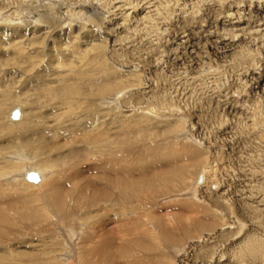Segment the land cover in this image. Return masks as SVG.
<instances>
[{
  "label": "rangeland",
  "instance_id": "rangeland-1",
  "mask_svg": "<svg viewBox=\"0 0 264 264\" xmlns=\"http://www.w3.org/2000/svg\"><path fill=\"white\" fill-rule=\"evenodd\" d=\"M23 1L25 0H0V30H18L22 27V25L26 26V24H28V27H31L33 30L37 31H34L37 34L32 35L36 37L40 34L39 29L47 27V23L52 19L48 18L47 15H43V17L38 16L37 18L30 15L32 19H28L30 17H28V14H21L25 6V2ZM61 1L65 3L66 7L68 8L72 7V5L75 6L74 4L80 5L79 3H81V5H85L84 9L83 7L81 8V10L77 9V11H79V17L74 16L72 17L73 20L63 22L61 26L66 29L71 27L72 24V27L78 30V26L80 25V32L79 30L78 32L75 31L73 33L74 37L69 40V42L71 43L74 40L73 38H81V50L82 52H84L83 55L86 56V58L82 59L83 61H81V59L79 60L75 58L77 60V67H80L79 69H81V71L83 72H89V69L90 72L93 71V83L94 81L97 82L98 80L102 81L103 79L108 77L106 75L111 71L112 72L109 74L111 75L112 80H115L119 76L121 77L117 78V81L118 83L120 82V85L116 89L113 88L114 90L109 93V95L111 94V96H109L108 94L106 95L107 97L105 95L102 96L101 98L104 99L99 102L100 104L97 103L99 95L93 92L91 93L95 95H91L90 98V104L92 105L91 107H88L91 111V114L89 115L93 116V110L97 112L98 109L104 108L108 110L110 109L108 111L109 115L110 112L114 113L116 111V114L120 118L124 116L126 117L127 115V117L129 118L130 116V119H132L129 122H134L135 124H140L141 120L147 119L149 121L152 120L150 121V124L155 123V129L154 125H149L150 130H145V132L147 131L145 137L143 134L140 136H129L131 140H133V142H136H134V145H137H131L133 143L128 141L130 143L129 146L131 148L134 147L133 149L129 148V150H126H131V153L133 154H131L130 159L128 158V160H130L129 164H132V162L134 161L135 165H141L144 159H150L152 157L151 152L145 147V144L147 142L150 143L152 136H155L154 138H157V141L162 140L161 136L159 135L157 126H163L161 124L164 123L158 121H165L167 118L161 119V117L159 116L165 114L167 116H170L172 114V118H178L175 117L173 113L179 112L184 117L187 116V118H189L186 119V121H182L180 119L182 122H185L183 123V127L185 129H183L184 133L186 129L189 130V135L187 134L189 136H187L188 138H179L180 145L182 147L187 146L188 148H190V146L191 148L194 147L193 149H197L201 152V156L203 158H201L202 164H200L202 166L196 167L195 170L192 169L188 173L190 176H186L187 180L191 178L193 179L189 181L190 184L187 181L188 183L186 182V184L184 185L185 192L187 193V190L189 191L191 189V183L194 182L195 178H197V176L199 175L198 173L203 169L204 166L208 168V170H210L209 168H211V170L214 169V166L216 168L214 170L215 173L218 174L219 180L217 182V185L220 186V189L213 191L211 188L212 185H210V188L208 190L203 187V190L201 189V195L199 193L197 195V198L201 202V207H203V211L206 214V217L202 216L201 218L215 223V226L212 230L201 229V232L194 234L180 246L172 249L165 248V251H168L165 252L166 256H168L171 261L173 260L174 262H176H173L171 264L228 263L231 262L230 256L233 253V250H231V248L235 249L245 248V246L249 247L250 243H252L253 241L264 243V85H259L260 87L256 85V82H259L258 79H260L264 74V27H262V25L260 27V21L262 20V17L259 14L257 15L256 13H251L249 10H245V8L250 4H255L256 0ZM9 4L12 7L16 6V10L19 8L17 10L16 16H14L15 18L8 17V14H5V11H8ZM94 4L97 5L95 6ZM243 5L246 6L244 7ZM3 7L5 9H3ZM98 7L99 10H97ZM90 8L93 12L91 10L86 11V9L88 10ZM100 9L103 13H100ZM65 10L66 9H63L62 12ZM237 10L239 12L242 11L243 13H239ZM137 12L138 14H136ZM247 12L249 13L247 14ZM57 13L58 12L56 10L54 11L55 15L52 14V18L54 17L53 22L55 19L57 20L56 22H54L55 25L43 29L42 32L49 30L52 34H58V30L55 31L54 28L56 26V23L62 21V19L57 18ZM81 14L83 15L81 16ZM238 21H243L245 23V25H243L241 28L242 31L237 29V27L234 26L235 24H232ZM243 27H245V31ZM78 35L80 36V38ZM55 36L57 38L59 37L58 35ZM64 37L63 39L56 40V52H62L65 50L64 48H69V46H66L70 45L67 44L68 42L66 38L68 36L65 35ZM70 48L72 50V47ZM46 49L50 50L51 48L50 46H47ZM56 52L52 54L48 51L46 55H53L52 66L56 65L54 69L60 70V68L63 67L61 65H65V63H68L67 59L70 61L72 59L69 57L70 55H66V59H63L62 56L59 57L58 54L54 56ZM57 61L59 64L57 63ZM79 61L82 64H80ZM3 64L5 65V60L1 58V67ZM25 66H27L26 63ZM105 68L109 72L105 71ZM102 73L104 74V77H102ZM135 77H140V82L143 80L142 83L149 82L148 84H150L149 86L151 87L144 88L143 86L134 85L133 79ZM1 83L2 86L0 84V88L4 89L3 85H6V83H3L2 81ZM21 86V84H17L16 89L20 88ZM135 86L138 88H136ZM125 87H127L126 90L124 89ZM119 88H121V90H118ZM141 88L144 91H141ZM12 89L15 90L13 87ZM116 90L117 92H115ZM14 92L17 93V95L20 93V100L18 99L19 102L11 101L13 103L12 106L9 101L4 103V106L9 105L8 107H4L5 112L3 110L2 112L0 111V113H2L0 114V120H3L5 122L10 121H8V118L5 117L7 119L6 120L4 116L12 111L13 106L16 104V107H14V109L18 108L19 105H21V101L24 102V98H27L26 95L29 94L28 96H30V93H22L23 91ZM124 93L126 94V96L122 98V104H120L121 102H117L115 104L113 101L114 98H121L119 94ZM140 94L144 95L142 96ZM105 100H108L109 104L107 103V105H105ZM118 104H120L121 108ZM42 105L44 106V103ZM40 107L41 104H39V106L36 105L38 113L41 110ZM74 111L75 110H73V116L77 117L79 114L78 112L76 113V111ZM146 114H148V116ZM158 114L160 115L155 117V115ZM109 115L108 117H110ZM114 115L115 113L111 114V116ZM141 117L144 118L141 119ZM9 124H11V122H9ZM180 132L181 130H179L178 134ZM148 135H151L150 138ZM68 136L67 137L70 138V135ZM73 139L75 140L76 138ZM11 140V148L13 149V151H16L18 149L16 147L19 146V143L21 141L18 137ZM60 142L64 143L66 141H64L63 139L59 142L56 141V143ZM16 144L18 145L16 146ZM135 149L138 150V153H136ZM133 150L135 152H133ZM145 153L147 155H145ZM27 154L30 155L31 159L36 156L35 159L38 160L36 153H33L32 150ZM133 156L137 161L132 159ZM175 161L179 162L174 165L173 162ZM175 161L173 160L170 166L169 164L164 165L162 169H164L165 167H177L179 164L181 165L180 158L179 160ZM126 162V164L128 165L127 160ZM60 163H64V161H61ZM152 164L158 167L162 166L161 163ZM83 167H81L82 170L76 172L75 174L77 175L78 173L82 172L81 174H78L79 176H77L78 179L80 177H83V180L80 178L78 181L81 182L76 181L75 184L77 186H83L87 182L86 179H89L91 181L90 184H94V186L89 185V193H91V190L92 193L95 190H103L102 185L101 187L100 185H98V183L100 182L98 179L101 180V176L104 178V175L106 174L112 177V174L109 173V171H107L106 173L105 171L101 172V170L103 169H100L102 167L101 165L95 166V164H90L89 166ZM96 169H98L99 171ZM127 175L129 176L130 173ZM84 176L86 177L84 178ZM87 176H90V178H88ZM92 179H95L96 183H92L95 182L92 181ZM84 181L86 182L83 183ZM61 182L65 184L63 186L65 187L64 189H71V186H67L68 183H66L65 180H61ZM187 184L191 187H189ZM109 186L110 185L107 186V184H105V190H112L116 193V189L114 187V189H112L111 186L109 188ZM32 193L34 192L26 191L25 194L32 195ZM183 193H175L172 195V198H179L178 195ZM16 195L15 193H13L10 199H12L13 201ZM97 195H99V193ZM37 196L40 197V195ZM42 198L45 199V203L41 201L38 203V205L40 204L39 206H47V202L48 205L53 204L50 198L48 200V195L47 198L45 197V195L44 197L42 196ZM95 200L98 201L97 199ZM116 200H114V202L109 201V204L112 203L111 207L106 206L109 208L105 211L107 216L104 214V211L102 209L99 210L101 207H99V205H97L96 203L94 204L92 201L85 202L88 206H95L91 209H87L89 212L84 213L81 212V209H79L81 213H78L75 208L70 207V211H68L69 213L67 212V215L63 211L68 208L67 206L70 204H66L67 206L61 212H57L55 210H53L52 212L51 210L49 212L50 214L47 215L48 217L45 216L44 212L39 214H30V216H28L26 219H23L24 222L21 221L18 213L16 215L13 214L12 217L14 220H16L14 221L12 219L13 226L8 229L4 228L5 231L2 229L4 231L3 233H1L2 231L0 232V250H2L0 251V253H8V255L13 259H18V261L20 260L22 264H36L34 262H39L46 259L48 257V252H55L54 254L61 255L62 253L66 254L67 252L69 254L71 250H76L75 255L77 256L79 252L78 249L69 248V244L67 243L65 238L66 236H68V233L63 232L65 233V236H63L61 234V228L63 227L64 231H67L66 229H70V231L74 230L71 228L72 226L76 225L79 220L80 221L78 224H80V222L81 224L83 222V224H86L89 221L88 225L92 228L97 225L96 222L102 220V218V221H105L107 220V217L108 219L110 217V220H108L107 222H112V218L121 214V212L123 213L124 210H122V208L124 207L123 205H121L120 208L115 207V210H112L113 206L119 204L118 202H116ZM186 201H191L197 204L196 199L192 197H187ZM24 204L26 205V203ZM105 205L104 203L101 204V206ZM140 205L141 207L139 208L143 210V204ZM27 206L32 208V210L30 211L34 210V204L31 205V207L29 202L27 203ZM205 208L207 211L205 210ZM108 210L111 212L110 216L108 215L110 213ZM168 210L169 212H171V209ZM128 211L124 210V214L129 213ZM163 211H165V208L159 213L161 215L166 214L163 213ZM51 213H55L54 215L56 216ZM90 215L92 216L89 217ZM95 216L98 220L95 219ZM79 217H82V220L81 218L79 219ZM218 217L220 220L217 219ZM82 228L83 226L81 227V229ZM149 228L150 227L147 226V228L145 229L148 230ZM77 229L79 228H75V230ZM95 230L96 229H93V231ZM117 230L118 229H116V231ZM84 231V229H79L78 233H80L81 238L85 240L84 242H86L88 239L82 235ZM22 232L24 234H22ZM6 233L8 234V238ZM87 233H89V231ZM154 234L156 237L157 233L154 232ZM200 236L201 240H199L200 238H197ZM127 238L129 239V237ZM189 241L195 242L194 244L189 243V247H193V245H196V247L197 245L202 246L197 248H189L187 247V243ZM7 245L10 248H6ZM222 250L224 253L226 252V256L224 258L225 260L223 259L222 261H219L218 254ZM178 251L182 252L178 254ZM19 252H21V254L25 253L26 255L21 257ZM30 254H32V256ZM171 254H173V256ZM83 256L87 257V254L84 253ZM173 257L177 259H174ZM229 264L236 263L231 262ZM242 264H247V262H244Z\"/></svg>",
  "mask_w": 264,
  "mask_h": 264
},
{
  "label": "bare ground",
  "instance_id": "bare-ground-1",
  "mask_svg": "<svg viewBox=\"0 0 264 264\" xmlns=\"http://www.w3.org/2000/svg\"><path fill=\"white\" fill-rule=\"evenodd\" d=\"M23 2H25L24 9L22 8L24 13L22 12L21 14L26 13V15L28 14V17L31 15V16H35L36 18L38 16L43 17V15L44 16L47 15V17L51 18L52 20L47 23L46 25L47 27H43L42 29H39L40 34L36 37L32 35L37 34L35 33L37 31L33 30L31 27H28L27 26L28 24H26L27 27L25 25L24 26L22 25V27L18 30L17 29L10 31L0 30V57L3 60H5V65L3 64L2 67L0 65L1 67L0 84L2 86L1 81L3 83H6V85H3L4 89L0 88V111L1 112L2 110L4 111L5 110L4 107L9 106V105L4 106L5 105L4 103L7 101L11 103V106L13 104L11 101L19 102L20 93L17 95V93H15L14 91H18V92L23 91L22 93H26V94L30 93V96H28L29 94L26 95L27 98L26 97H25L26 99L24 98V102L21 101V105H19V107L17 106L18 108L14 109V107H16L15 106L16 104L13 106L14 110L19 109L20 111L21 117L18 121H13L11 118L12 112L14 111L12 108H11L12 111L9 113L7 112L9 110L8 108V110L6 111L8 114L4 116V118L5 117L8 118V121L10 120L9 122H11V124H9V122L0 120V232L2 231L1 233H3L5 231L4 228L8 229L11 226H13V221H12L13 214L16 215L18 213L19 217L21 218V221L24 222L23 219H26L28 216H30V214H39L44 212L45 216H47L50 214L49 212L51 210L52 212L53 210L57 212H61L67 206L66 204H70L67 206L68 208H66L63 211L66 214L68 211H70L69 209L70 207L75 208L78 213L81 212L84 213V212H89L87 209H91L95 206V205L88 206L87 203H85L87 201L89 202L92 201L94 204L96 203L97 205H99V207H101L99 210L102 209L104 211V214L106 215L105 211L109 209L108 208L109 206L111 207L112 205V203L109 204V201L114 202V200L117 199L116 202H118L119 204L113 206L112 210H115L114 209L115 207L120 208V206L123 205L124 207L122 208V210L123 209L126 211L129 210L128 211L129 213L124 214V210H123V213L121 212V214H119L120 216L117 215L118 217L117 216L114 217V214L116 213L115 212L113 214L114 218H112V222L111 221L107 222L108 220H110V217L109 219L107 217V220L105 221H102L103 218L101 217L102 220L97 221L96 222L97 225H95L93 228L89 227L88 225L89 221L86 224H83L84 222L82 224L81 222L80 224H78L80 220L78 221V223L76 222L77 224L75 223L76 225L72 226L71 229L74 230L70 231V229H66L67 231H64L63 227L61 228L62 231L61 234L63 236H65L64 235L65 233H68V236H66L65 238L67 243L69 244V248L78 249L79 252L77 251L78 252L77 256L75 255L76 250L75 251L71 250L69 254L66 252V254L62 253L61 255H56L54 254L55 252L54 253L48 252L47 253L48 257L46 258L45 256L46 259L34 263L36 264H92V263L93 264L94 263L95 264H171L173 263L174 261L173 260L171 261V259H169V257L166 256L165 252L168 251H165L166 250L165 248L172 249L177 246H180L181 244H184L188 238H191L194 234L201 232V229L212 230L215 226V223L211 221L209 222L207 219L204 220L203 218H201L202 216L206 217L205 216L206 214L203 211L204 210L203 207H201V202L197 198L198 193L201 195V191L203 190L202 188L204 187L206 190H208L210 188L209 187L210 185H212L211 188L213 191L220 189V186L217 185L219 179H218V174L215 173L214 170L216 169L215 166L214 169L212 170L211 168H209L210 170H208V168L204 166L203 169L198 173L199 175L197 176V178H195L194 176L195 180L194 182L192 181L193 183H191L192 187L187 184L189 187H191V189L189 191L187 190V193L185 192L184 185L186 184L187 181L189 182L193 179L191 178L187 180L186 176L189 175L188 173L192 169L195 170L196 167L202 166L200 165L202 164L201 152L198 151L197 149L196 150L193 149L194 147L191 148V146L190 148H188L187 146L182 147L179 143V138L189 137L188 136L189 130L186 129L184 133L183 123L185 122H182L183 120L186 121V119L189 118H187V116L184 117L179 112L173 113L174 116L178 118H172L171 116L172 114L171 115L169 114L170 116H167L166 114L155 115V117L160 115L159 117H161V119L162 118L163 119L167 118V119L165 121H158L164 123L161 124L163 126H157L159 135L161 136L162 140L157 141V138L155 139L154 138L155 136L154 137L152 136L150 143L147 142L145 144V147L152 154L153 158L150 156L152 160L151 158L150 159L146 158L141 163V165H137V164L135 165L134 161H133L134 164L132 162L133 165L129 164L130 160H128V158L130 159L132 153L131 150L130 151H126V150L127 149L129 150V148H131L129 146L130 145L129 142L133 143L131 145H134L135 142V141L133 142V140H131L129 136H135V135L140 136L143 134L145 137L147 132V131L145 132V130L146 129L150 130L149 125H154L155 123L152 122L153 124H150V121L152 120L149 121L147 119V120H141L140 124L137 123L135 124L134 122H129L132 119V118L130 119V116L129 118L127 117L128 115L126 117L124 116L120 118L116 114V111L114 113L117 116L115 115L111 116V114L114 113L110 112L109 115L108 111L110 109L108 110L104 108L98 109L97 112L93 110V116L89 115L91 114V111L88 107L89 106L91 107L92 105L90 104L91 102L90 98L91 95H95L91 93L93 92L99 95L97 99L98 101L97 103L101 102L102 99H104L101 98L102 96L104 95L106 96L107 94L109 95L110 92H112L120 85L119 84L120 82L118 83L117 81V78H119L120 76L117 77L115 80H112L111 75L109 74L112 71L109 72L105 68L104 70L109 72V73L105 72L107 73L106 76L108 77H106L105 79L102 78L103 79L102 81L98 80L97 82L94 81L93 83V79H92V76H94L93 71L90 72L89 69V72L88 71L83 72L81 71V69H79L80 67H77L78 65L76 59L79 60L81 59V61H83L82 59L86 58V56L83 55L84 52H82L81 50L82 47L81 38L78 35L80 39L73 38L74 40L71 43L69 42V40H71V38L74 37L73 33L75 31L78 32L79 30L80 32L81 29V28L79 29L80 25L78 26L77 24L78 30L73 28L72 24L71 27L66 29H64L61 26L63 22L73 20L72 17L74 16L79 17L78 14L79 11H77V9L81 10L82 7L84 9L85 5L84 4L81 5V3H79L80 5H76L73 3L75 6L72 5V7L68 8L66 7V4L63 3L61 0H25ZM15 7H12L9 4L8 11L6 10L8 13L5 11V14H8V17L16 16L17 10L19 8L16 10ZM3 9L5 8L3 7ZM63 9L66 10L62 12ZM101 9H100V13H103L101 12L102 11ZM56 10L58 12L56 14L57 18L62 19V21L56 23V26L54 28L55 31L58 30L57 31L58 34L55 33L52 34L49 30L42 32L43 29L55 25L54 22H56L57 20L55 19L53 22L54 17L52 18V14H54V11ZM89 10L92 11L91 8L88 10L86 9V11ZM97 10H99V7L97 8ZM245 10H249L251 13H256L257 15L259 14L262 17V20L260 21L261 23L259 22L260 27L261 25L262 27H264V0H256L255 4L254 3L250 4L248 7L245 8ZM248 13L249 12H247V14ZM136 14H138V12ZM82 15L83 14H81V16ZM31 16L28 19H32ZM232 24H235L234 26H236L237 29H239L240 31H242L241 30L242 26L245 25L243 21L234 22ZM243 29L245 31V27H243ZM54 34L58 35L59 37L57 38ZM64 34L68 36L66 38L68 42L67 44L70 45H66V46H69V48L68 49L64 48L65 50L62 52L59 51L56 52L55 42L58 39H63V37L65 36ZM47 46H50L51 49L47 50L46 49ZM70 47H72V50ZM48 51L51 52L52 54L56 52L54 56L58 54L59 57L62 56L63 59L67 58L66 55H70L69 57L72 59L71 61L73 62L67 59L68 63L67 64L65 63V65H61L63 67H61L60 70L54 69L56 65L52 66L53 55L50 54L46 55ZM25 63L27 64V66H25ZM80 64L82 63L80 62ZM103 75L104 74L102 73V77H104ZM140 80H141L140 77H135L133 79L134 85L143 86L144 88L151 87L149 86L150 84H148L149 82L142 83L143 80L141 82ZM258 81L259 82H256L257 83L256 85H258V87H260L259 85L261 86L264 85V74L260 79H258ZM17 84L18 85L21 84L22 86L16 89ZM12 87L15 90H13ZM126 88L127 87H125L124 89L126 90ZM118 90H121V88H119ZM141 91L144 90H142L141 88ZM115 92H117V90ZM119 95L121 98L118 97L117 99L114 98L113 100L115 104L117 102H121L120 104H122V100H123L122 98L126 96L125 93ZM109 96H111V94ZM43 103L44 106L42 105ZM104 103H106L105 105H107L108 100H105ZM39 104H41L40 107L41 110L38 113L36 109V105L39 106ZM120 104H118L119 107ZM73 110H75L76 113L78 112L79 115L77 114L78 115L77 117L73 116L74 114ZM108 115L110 117H108ZM146 115L148 116V114ZM142 118L144 117H141V119ZM155 128L156 126L154 127V129ZM179 130H181V132L179 133L180 135L178 134ZM68 135H70V138H68L69 137ZM16 137H18L21 142L19 141L20 142L19 146H17L18 144H16L17 147L16 146L15 147L18 149L16 151L15 150L13 151V149L11 148L12 147L11 139H14ZM73 138L76 139L74 140ZM62 139L66 142L56 143V141L59 142L62 141ZM31 150L33 151V153H36L38 160L35 159L36 156L33 157V159H31L30 155L27 154ZM133 152L135 151L133 150ZM136 153H138V150H136ZM145 155L147 154L145 153ZM179 158L181 161L180 162L181 165L179 164L180 166L178 165L177 167H175L172 165L173 167H169V168L165 167L164 169H162L164 165L169 164L170 166L173 160L174 161L179 160ZM132 159L135 160L134 156ZM126 160L128 161V165L126 164L127 163ZM61 161L62 162L64 161V163H60ZM81 162L83 163V165ZM178 162L175 161L173 163L175 165ZM152 163L155 164L161 163L162 166L160 165L161 167H158L153 165ZM90 164L92 165L95 164V166L101 165L102 167L100 169L103 168L101 172L105 171L106 173L107 171H109V173L112 174V177H110L104 173L105 175L104 174L103 175L105 177L103 178L101 176L102 179L101 180L98 179L100 181L98 185H100V187L102 185L103 190L94 189L95 191L93 193L92 190L91 193L88 192V187H90L89 185L94 186V184L93 185L90 184L91 181L89 179L88 180L86 179L87 182L86 181L83 182V183L85 182L87 183V184L85 183V185L83 186H77L75 184L76 181L81 182L78 181L81 178L80 177L78 179L79 176L78 174L82 173V172L78 173L77 176L75 175L76 172L82 170L81 167L89 166ZM152 165L154 166V168ZM30 173L37 174L39 176L40 181L38 183L29 182L27 180V175ZM129 173L130 175L128 176L127 174ZM85 177L86 176H84V178ZM87 177L90 178V176ZM81 179L83 180V177ZM61 180L63 181L65 180L66 183L70 184V185L67 184V186H71V189H67V188L64 189L65 187L63 186L65 184L61 182ZM92 181H95V179L94 180L92 179ZM92 183H96V181ZM104 183L107 184V186L110 185L112 189L115 188L116 193L113 192L112 190L106 191L105 190L106 187ZM26 191H31L34 193H32V195H26L25 194ZM117 191H119L120 193ZM183 192H185L186 194ZM13 193L17 195L12 201V199L10 198L12 197ZM98 193L99 195H97ZM175 193H183V194L178 195L179 198L177 197L172 198V195ZM36 194L40 195V197L37 196ZM46 194L48 195V200L50 198L53 204L48 205L47 202L46 203L47 206L41 207L39 206L40 204L38 205V203L41 201L45 203V199L42 198V196L44 197L45 195V197L47 198ZM187 197L195 198L197 204L191 201H186ZM95 199H97L98 201H96ZM100 201L104 203V205L105 204L106 205L101 206L102 203ZM29 202H30V206L33 204L35 207L37 206L36 208L34 207L33 211H30L32 210V208L27 206V203ZM24 203H26V205ZM140 204H143V210L139 208L141 207ZM164 208L165 211H163V213L166 214L161 215L159 212ZM79 209H81L82 211L80 212ZM168 209H171V212H169ZM110 214L111 212L108 215L110 216ZM91 216L92 215H90L89 217ZM82 217H79V219L81 218L82 220ZM95 219L98 220L97 217ZM217 219L220 220L219 217ZM82 226L83 228L81 229ZM147 226L151 228V231L150 228L148 230L145 229L147 228ZM77 227L80 230L83 229L85 230L82 235L88 239L86 242H84L85 240H83L80 236V233H78L79 229L75 230V228ZM93 229L96 230L93 231ZM116 229L118 230L116 231ZM88 231L89 233H87ZM153 231L157 233L156 237ZM22 234L24 233L22 232ZM201 236L197 238H200L199 240H201ZM127 237H129V239ZM7 238H8V234H7ZM189 243L194 244L195 242L189 241L187 243V247H189ZM201 246L202 245H197V247H201ZM263 246L264 243L253 241L249 245V247L251 248L246 246L245 248H235V249L231 248V250H233L232 251L233 253L230 256V261L236 264H242L244 262H247V264H264ZM8 247L9 246L7 245L6 248ZM197 247L196 245H193V247L190 246L189 248H197ZM181 252L182 251H178V254H180ZM84 253L87 254V257L83 256ZM225 253L223 252V250L219 252L218 254L219 261H222L225 258L226 256ZM19 254L21 257L26 255L25 253L21 254V252H19ZM30 255L32 256V254ZM171 255L173 256V254ZM11 258L12 257H10L8 253L6 254L0 253V264H22L20 260L19 262L18 259H13V258L11 259ZM231 262L228 263L225 262L223 264H229Z\"/></svg>",
  "mask_w": 264,
  "mask_h": 264
},
{
  "label": "water",
  "instance_id": "water-1",
  "mask_svg": "<svg viewBox=\"0 0 264 264\" xmlns=\"http://www.w3.org/2000/svg\"><path fill=\"white\" fill-rule=\"evenodd\" d=\"M21 115H20V111L19 109H16L12 112V120L13 121H18L20 119ZM27 180L29 182H33V183H38L40 181L39 176L37 174L34 173H30L27 175Z\"/></svg>",
  "mask_w": 264,
  "mask_h": 264
}]
</instances>
